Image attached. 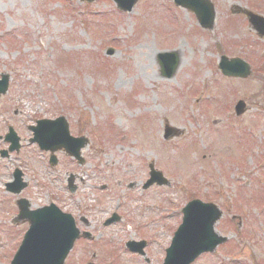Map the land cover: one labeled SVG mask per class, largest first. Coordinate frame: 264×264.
<instances>
[{"label": "rangeland", "instance_id": "rangeland-1", "mask_svg": "<svg viewBox=\"0 0 264 264\" xmlns=\"http://www.w3.org/2000/svg\"><path fill=\"white\" fill-rule=\"evenodd\" d=\"M66 1L0 0V73L11 75L0 100L1 132L14 122L21 137H29L26 124L60 115L71 134L86 130L90 142L83 150L80 203L87 214L102 218L117 210L134 219L104 233L105 246H115L119 236L143 224L145 234L167 244L180 209L193 197L223 211L215 225L222 235L233 237L238 229L229 225L232 215L254 221L258 229L260 221L264 225V201L255 202L264 196V39L228 12L237 3L264 16V0H212L213 31H201L194 15L179 11L171 0H139L129 13L116 11L111 1ZM252 1L261 7L251 8ZM171 50L180 64L172 78L164 79L158 56ZM221 55L244 59L252 74L245 80L221 76L215 65ZM237 100L248 107L240 117L232 114ZM165 124L183 134L165 142ZM6 160L8 167L15 166L14 157ZM24 160L30 181L25 194L34 208L48 203V191L62 193L64 171L55 180L48 177L39 152ZM150 162L168 187L142 190ZM8 172L0 178L1 187ZM11 198L0 190V232L6 229L5 238L0 236V264H9L27 227L8 226ZM254 248L264 251V240ZM251 251L247 246L244 254ZM88 254L78 247L69 264H80Z\"/></svg>", "mask_w": 264, "mask_h": 264}, {"label": "water", "instance_id": "water-1", "mask_svg": "<svg viewBox=\"0 0 264 264\" xmlns=\"http://www.w3.org/2000/svg\"><path fill=\"white\" fill-rule=\"evenodd\" d=\"M117 4V6L124 10V11H129L132 6L135 4L137 0H114ZM177 4H183L184 6H187L191 10L195 12V15L200 22L201 26L203 28H211L213 19H214V12L212 9V5L209 4L207 1H196V4H191L192 0H175ZM190 3V4H188ZM251 21L253 22L254 26L257 28L259 31V34L261 36H264V20L252 17L251 16ZM178 65V59L176 56H171L170 60L168 61L167 65V73H165L166 76H170L172 72L176 69ZM220 68L222 69V72L225 75L229 76H238V77H246L249 74V66L243 63L242 61L238 59L231 60L227 62L226 59L223 58L222 63L220 64ZM1 90V87H0ZM5 90V86H2V90ZM236 112L237 114H240L244 110V104L242 102H239L236 105ZM57 121L51 122V121H45L43 123H40L38 128L36 130H41L44 132H51L52 130V125L56 124ZM165 136H170V133L168 129L165 132ZM71 140V143L78 142L76 139L70 138L68 136V132L63 128L62 129V134L57 133L56 136L54 137V141H51V138H46V137H38L37 135V141L40 143L42 147L45 148H54V147H59V146H64L68 140ZM65 142V143H60ZM51 144V145H50ZM55 144V145H54ZM61 144V145H60ZM81 144V145H80ZM78 145H71L68 143V148L73 149L74 154L76 155L78 149L80 146H82L83 143H80ZM159 178L161 179L160 174L158 173H152V179L146 184H150L153 181H158ZM21 210H20V215L19 217H28L30 213L28 214L27 208L24 205H21ZM45 211V210H43ZM40 212L34 211V213H31V225L32 228L28 231L26 234V237L24 238L16 256L14 257V260L12 261L11 264H39V256L45 251V242H43V238L40 234L37 235V232L34 230V216L36 213ZM45 214V213H44ZM183 220L184 224L183 226L180 227L179 229V234H176V239L173 241L172 247L168 250V252H172L176 250L177 247V242L181 244L188 243L186 246L190 247L192 245V248L194 245L190 243L191 238L195 239V237L198 235V231L201 229H205L206 233L212 229V225L214 220L218 217L219 213L216 211L213 206L211 205H206L202 204L198 201H192L186 205V207L183 209ZM37 218V217H36ZM194 227H198L197 230L194 232L191 230ZM201 230V231H202ZM192 232V233H190ZM203 234V232H202ZM209 234V233H207Z\"/></svg>", "mask_w": 264, "mask_h": 264}, {"label": "flooded vegetation", "instance_id": "flooded-vegetation-1", "mask_svg": "<svg viewBox=\"0 0 264 264\" xmlns=\"http://www.w3.org/2000/svg\"><path fill=\"white\" fill-rule=\"evenodd\" d=\"M75 182H76V177H75ZM77 184V183H76ZM77 190H78V184H77ZM76 190V192H77ZM69 200H62V204H64L66 207H69L70 204L67 203ZM74 220H75V224L76 227L80 230V233L83 231V227H85L86 225H88V220L86 219V215L85 214H73ZM91 239V238H90ZM78 242V243H77ZM77 243L76 246H79L80 248H82V250H86V241L82 240V238L78 239L75 244ZM143 254H146V251H143ZM134 255V254H133ZM135 257H137L138 259H140V261L138 262V264H141L142 262H149L148 258H145V256H138V254L134 255ZM147 257V256H146Z\"/></svg>", "mask_w": 264, "mask_h": 264}]
</instances>
